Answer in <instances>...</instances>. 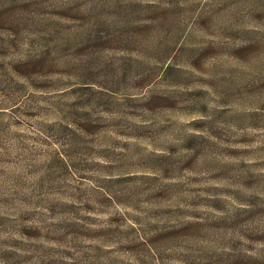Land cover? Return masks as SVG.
Returning <instances> with one entry per match:
<instances>
[{"label":"rangeland","instance_id":"obj_1","mask_svg":"<svg viewBox=\"0 0 264 264\" xmlns=\"http://www.w3.org/2000/svg\"><path fill=\"white\" fill-rule=\"evenodd\" d=\"M0 264H264V0H0Z\"/></svg>","mask_w":264,"mask_h":264}]
</instances>
